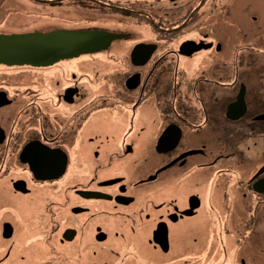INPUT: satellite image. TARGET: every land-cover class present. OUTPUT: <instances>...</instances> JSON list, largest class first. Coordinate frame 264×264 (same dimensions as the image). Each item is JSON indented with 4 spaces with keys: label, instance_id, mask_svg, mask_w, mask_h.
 Wrapping results in <instances>:
<instances>
[{
    "label": "flooded vegetation",
    "instance_id": "flooded-vegetation-1",
    "mask_svg": "<svg viewBox=\"0 0 264 264\" xmlns=\"http://www.w3.org/2000/svg\"><path fill=\"white\" fill-rule=\"evenodd\" d=\"M94 30L0 51V264H264V0H0L7 57Z\"/></svg>",
    "mask_w": 264,
    "mask_h": 264
},
{
    "label": "water",
    "instance_id": "water-1",
    "mask_svg": "<svg viewBox=\"0 0 264 264\" xmlns=\"http://www.w3.org/2000/svg\"><path fill=\"white\" fill-rule=\"evenodd\" d=\"M111 37L113 35L110 33L95 30L84 32L64 31L51 34L29 33L15 38L13 44L16 45L11 48V56L7 57V49L2 48L0 51L6 61L22 60L23 62H30L43 58L51 59L63 55L73 56L74 54L95 52L99 47H103ZM8 39L11 44L13 37H8ZM0 42H4V38L0 37ZM3 44H7V42L5 41ZM6 57L7 59H5Z\"/></svg>",
    "mask_w": 264,
    "mask_h": 264
},
{
    "label": "rangeland",
    "instance_id": "rangeland-1",
    "mask_svg": "<svg viewBox=\"0 0 264 264\" xmlns=\"http://www.w3.org/2000/svg\"><path fill=\"white\" fill-rule=\"evenodd\" d=\"M192 234H195L196 236H200L199 233H191V234H183V235H181V237L182 238H189V237H191Z\"/></svg>",
    "mask_w": 264,
    "mask_h": 264
}]
</instances>
